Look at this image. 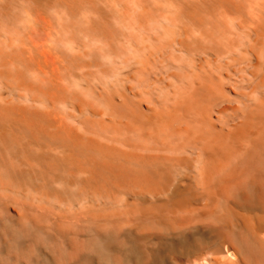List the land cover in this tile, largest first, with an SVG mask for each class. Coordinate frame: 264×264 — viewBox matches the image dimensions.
<instances>
[{"label": "bare ground", "instance_id": "obj_1", "mask_svg": "<svg viewBox=\"0 0 264 264\" xmlns=\"http://www.w3.org/2000/svg\"><path fill=\"white\" fill-rule=\"evenodd\" d=\"M0 264H264V0H0Z\"/></svg>", "mask_w": 264, "mask_h": 264}]
</instances>
